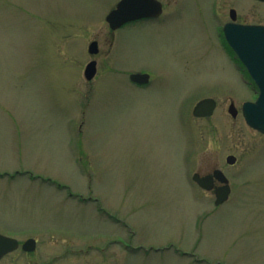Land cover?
Segmentation results:
<instances>
[{"label":"rangeland","instance_id":"1","mask_svg":"<svg viewBox=\"0 0 264 264\" xmlns=\"http://www.w3.org/2000/svg\"><path fill=\"white\" fill-rule=\"evenodd\" d=\"M118 1L0 0V234L37 242L0 264H264V136L217 37L229 9L264 26V2L159 0L162 21L112 32ZM214 169L219 206L191 179Z\"/></svg>","mask_w":264,"mask_h":264},{"label":"water","instance_id":"2","mask_svg":"<svg viewBox=\"0 0 264 264\" xmlns=\"http://www.w3.org/2000/svg\"><path fill=\"white\" fill-rule=\"evenodd\" d=\"M263 1L264 0H258ZM161 4L156 0H121L107 16L106 22L111 30H116L129 22L142 18L156 17L161 14ZM231 22L223 27V33L228 46L236 58L246 69L249 77L257 88V98L254 102H246L242 105V116L245 123L251 129L264 136V26L243 25L235 23L236 12L230 11ZM90 54L97 53V44L89 45ZM95 62H90L85 68V77L91 80L95 75ZM129 79L137 84H146L149 79L147 74H131ZM216 107L213 99L199 101L192 110V115L198 118L210 117ZM228 113L235 118L237 110L233 103L229 105ZM228 164H234L235 157L226 158ZM192 180L203 190H214L215 206L226 202L230 195V186L225 175L215 170L211 175L200 176L195 173ZM215 180L221 185L214 187ZM19 247L17 240L0 235V260L6 254ZM36 247L34 239H28L21 245L24 252H33Z\"/></svg>","mask_w":264,"mask_h":264},{"label":"flooded vegetation","instance_id":"3","mask_svg":"<svg viewBox=\"0 0 264 264\" xmlns=\"http://www.w3.org/2000/svg\"><path fill=\"white\" fill-rule=\"evenodd\" d=\"M157 2H159L160 4H161V14L159 15V16H156V17H149V18H142V19H139V20H135V21H132V22H129V23H127V24H124L123 26H121L120 28H118V29H116V30H114V31H112V32H118V31H120L121 29H123V28H125V27H137V26H139V25H141V24H154V23H158V22H160V21H162V18H164L166 15H163L162 14V12H163V3L161 2V1H159V0H156ZM231 10H233V9H229V18H230V11ZM230 21V20H229ZM228 21V22H229ZM218 22H219V20H218ZM228 22H224L222 25H220L219 27H218V25H217V37H218V40H219V44H220V48L224 51V53H225V55L227 56V58H228V60H230L231 61V59H234V61L236 60L234 57H233V55H232V52H231V50L229 49V47L227 46V44H226V42H225V39H224V35H223V27H224V25L226 24V23H228ZM92 42H96V41H91L90 43H89V45L92 43ZM96 44H97V53H98V43L96 42ZM89 45H88V48H89ZM88 51V50H87ZM88 53H89V51H88ZM96 53V54H97ZM96 54H94V55H96ZM92 55V54H91ZM92 61H94L96 64H95V75H94V77L91 79V80H93L94 78H95V76H96V73H97V62L95 61V60H91V61H89L87 64H86V66L90 63V62H92ZM235 63H236V65H235V68H236V71L238 72V74L240 75V78H241V80L243 81V83H245V85H247L250 89H252L253 90V92H254V94H255V97H256V89H255V86L253 85V83H252V81L250 80V78H249V76H248V74H247V72H246V70L243 68V66H241V64H239L237 61H235ZM86 66L84 67V70H83V77H84V79H85V81H87V82H90L91 80H87L86 79V77H85V68H86ZM237 66V67H236ZM131 74H147V75H149V79H148V82L146 83V84H137V83H134V82H132L130 79H129V76L131 75ZM128 79H129V82L131 83V84H133L134 86H137V87H145V86H148L149 84H151V76H150V74H148V73H145V72H136V73H130L129 75H128ZM204 99H213V98H209V97H207V98H203V99H201V100H204ZM201 100H199V101H201ZM198 101V102H199ZM227 158V157H226ZM215 170H219V169H214V170H212V172L210 173V174H205V175H201V176H206V175H211ZM197 174H199V173H197ZM200 175V174H199ZM214 187H218V184H216V182L214 183ZM212 192H213V194H214V190H212ZM80 199L81 200H83V201H85V199L83 198V197H80ZM88 200H92V198L90 197V198H87ZM95 200V199H94ZM97 209H98V211L99 212H101V213H103L104 212V210L102 209V207L101 206H99L98 205V207H97ZM112 218H114L113 216H112ZM20 243H22L21 241H19ZM18 250H20V248L18 249ZM17 251V250H16ZM15 252V251H14ZM13 253V252H12ZM11 254V253H10ZM10 254H7L6 256H8V255H10ZM27 254H29V253H27ZM6 256H4V258L6 257Z\"/></svg>","mask_w":264,"mask_h":264}]
</instances>
